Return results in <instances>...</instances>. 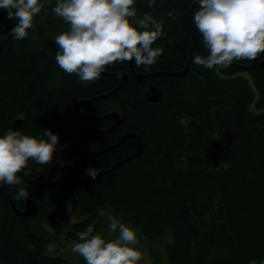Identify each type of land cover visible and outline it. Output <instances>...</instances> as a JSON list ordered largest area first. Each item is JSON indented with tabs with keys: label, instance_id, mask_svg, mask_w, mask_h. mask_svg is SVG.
<instances>
[{
	"label": "trees",
	"instance_id": "16d2710c",
	"mask_svg": "<svg viewBox=\"0 0 264 264\" xmlns=\"http://www.w3.org/2000/svg\"><path fill=\"white\" fill-rule=\"evenodd\" d=\"M56 4L47 0L24 40L11 36L18 20L4 9L0 136L20 130L43 139L49 129L68 148L87 137L76 155L59 142L54 169L52 162L29 160L27 179L20 178L38 203L34 215L21 216L11 206L17 186L0 188V264H67L60 254L64 240H79L77 233L94 220L96 228L102 212L128 222L158 264H164L161 251L152 242L164 245L170 264L264 261V52L250 70L237 65L254 60L227 68L196 65L194 56L208 55L197 29L190 68L175 74L189 61L199 0H156L151 7L136 0V19L151 13L166 34L153 44L163 49L153 65L134 62L150 76L140 80L131 61L115 62L85 86L56 63L55 37L70 27L52 11ZM169 12L179 15L171 19ZM151 86L162 99H150ZM82 99L84 116L75 107ZM111 111L121 114L120 125L104 116ZM129 133L141 138L143 153L124 161L140 150L136 137L115 146ZM89 168L99 169L96 179ZM14 202L25 209L26 201ZM48 244L55 249L49 252Z\"/></svg>",
	"mask_w": 264,
	"mask_h": 264
},
{
	"label": "clouds",
	"instance_id": "9594fccd",
	"mask_svg": "<svg viewBox=\"0 0 264 264\" xmlns=\"http://www.w3.org/2000/svg\"><path fill=\"white\" fill-rule=\"evenodd\" d=\"M41 0H0V9L8 10V18L18 23L11 30L15 40H24L33 27L34 18L45 7ZM154 6L156 0H148ZM136 0H57L52 9L57 17L69 24V29L55 37L57 65L67 74H76L85 86L100 78L115 62L133 61L137 66L153 65L162 48L153 44L165 36L163 23L151 13L137 18ZM179 13H168L176 19ZM209 54L196 55L193 63L209 69L227 68L233 61L255 60L264 52V0H199L194 16ZM143 29V30H141ZM151 29V30H149ZM36 39L35 36L32 37ZM43 139L9 130L0 136V185L17 186L15 201H26L28 189L20 178L28 175L29 160L40 165L51 164L59 145V136L49 129ZM87 174L96 179L99 169L89 168ZM71 211V206H69ZM101 215H104L102 212ZM109 232L117 233L108 240L92 226L77 233L79 242L71 251L83 257L86 264H139L141 253L137 232L112 215L107 217ZM70 222H75L73 215ZM49 252L55 249L48 244ZM251 264H257L252 260ZM260 264H264L261 261Z\"/></svg>",
	"mask_w": 264,
	"mask_h": 264
},
{
	"label": "rangeland",
	"instance_id": "374dc122",
	"mask_svg": "<svg viewBox=\"0 0 264 264\" xmlns=\"http://www.w3.org/2000/svg\"><path fill=\"white\" fill-rule=\"evenodd\" d=\"M197 12V11H196ZM195 12V13H196ZM3 15H4V9H0V26L3 24V19H2V17H3ZM193 37H194V34H193ZM193 37H192V40H191V42H194L195 41V39H194V41H193ZM196 37V36H195ZM192 50H193V48H192ZM207 52H208V49H207ZM191 57L193 58V51H192V55H191ZM189 59H190V56H189ZM192 61V60H191ZM134 62V61H133ZM259 62V61H258ZM131 63H132V61H131ZM188 63H189V61H188ZM188 63H187V65H188ZM191 64V63H190ZM258 64V63H257ZM133 65H134V63H133ZM253 65V64H252ZM252 65H250V66H252ZM187 67V66H186ZM186 67H185V69H186ZM135 69V68H134ZM184 69V70H185ZM184 70H182V71H179V72H183ZM132 71V70H131ZM136 71V70H135ZM137 72V71H136ZM122 74H125V73H121V75ZM133 74V73H132ZM134 75V74H133ZM123 76V75H122ZM127 78H128V76H127V74H126V78H124L123 77V80H124V82L127 80ZM79 101H83V105H82V109H81V115L82 116H84V114L82 113V110H83V106H84V104L87 102V100H84V99H82V100H79ZM79 101H77L76 102V105H77V103L79 102ZM76 107V106H75ZM113 113H115V114H118V115H120L121 116V114L118 112V111H111L110 113H106L104 116H110V117H113L111 114H113ZM114 118V117H113ZM115 119V118H114ZM115 121H116V123H115V126H118V125H120L121 124V122L120 123H117V120L115 119ZM86 137H87V135H85ZM85 136H83L82 138H81V140H80V142L75 146V147H73V148H68L67 146H66V143H65V148H64V146H63V144L61 143V145L63 146V149L66 151V150H73V149H75V148H77L79 145H80V143H82L80 146H79V150L82 148V145H83V142H84V140H83V142H82V139L85 137ZM61 136H59V138H60ZM85 137V138H86ZM63 140H64V142H65V139L63 138V137H61ZM78 150V151H79ZM67 152V151H66ZM68 153V152H67ZM69 154V153H68ZM52 164H53V169H54V165H55V156L53 157V160H52ZM23 173V172H22ZM22 173H21V175H22ZM108 215H112L111 213H109V212H107V213H104V215L102 216V218H103V222L102 223H99V225L96 227V228H94V226H95V224H96V222L98 221V220H94L93 222H91V224H90V226H92L93 227V230H94V234L96 233V232H99L103 237H105L106 239H108V240H111V239H113V238H115V236L116 235H118V231H117V233H110L109 232V221H108V219H107V217H108ZM114 217V216H113ZM78 218V217H77ZM86 218H88V217H86ZM117 220H119L121 223H123V224H125V225H127V226H130V227H132L128 222H126V221H124V220H122L119 216H117V217H115ZM75 220H77V219H75ZM133 228V227H132ZM134 229V228H133ZM135 230V229H134ZM137 232V231H136ZM65 241V247H63L62 249H61V252H60V254L62 255V257L67 261V264H85L84 263V259H83V257H81V256H79L78 254H76V253H73L72 251H71V248H72V246H73V244L74 243H77V242H79V240H64ZM156 249H158L159 251H161V258H162V260H163V262H164V264H170V262H169V258H168V255H167V252H166V250H165V247H164V245L163 244H161V243H157V242H152L151 243ZM136 248H137V250L141 253V255H142V259H141V261L139 262V264H158L157 262H154L153 261V259L151 258V256H150V247H149V242L148 241H146V240H144V241H141V242H139V244L137 245V246H135Z\"/></svg>",
	"mask_w": 264,
	"mask_h": 264
},
{
	"label": "water",
	"instance_id": "95a60500",
	"mask_svg": "<svg viewBox=\"0 0 264 264\" xmlns=\"http://www.w3.org/2000/svg\"><path fill=\"white\" fill-rule=\"evenodd\" d=\"M196 14V13H195ZM195 33H194V37H193V41H194V39H195V36H196V32H197V28H196V25H195V31H194ZM193 43L194 42H191V46H190V59H189V63H188V65H187V67H186V69L183 71V72H176L175 74H178V75H184L188 70H189V68H190V63H191V60H192V57H191V55H192V48H193ZM208 54H209V52H208ZM134 61V60H133ZM132 61V63H131V70H132V73L134 74V76L135 77H137L138 79H140V80H143V79H145V78H147V77H149L150 75L149 74H143V73H141V72H136L135 71V69H134V65H133V62ZM258 61H259V57H257L255 60H254V63H253V65L252 66H245V65H237V67H239V68H242V69H245V70H250V69H252V68H254L256 65H257V63H258ZM264 64V62H262L261 63V65H263ZM123 75V77L124 78H126V74H122ZM124 81V80H123ZM122 85V83L119 85V87ZM119 87H117L115 90H117ZM150 90H151V92H152V94L150 95V99L151 100H153V101H158V100H160L161 99V97H162V93L155 87V86H151L150 87ZM106 96V95H105ZM82 105H83V101H79L78 103H77V105H76V111H77V113L80 115V116H82L81 115V109H82ZM116 120H117V123H120L121 122V116L120 115H118V114H115V113H113V114H111ZM23 123V119H18L17 121H16V124H18V125H21ZM86 137V136H85ZM85 137L82 139V142H83V140L85 139ZM128 137H136L137 139H138V141H139V144H140V150H139V152H137V153H135V154H133V155H130L127 159H125L124 161H126V160H128V159H132V158H135V157H138V156H140L142 153H143V143H142V140H141V138L138 136V135H136L135 133H129V134H126L115 146H117V145H119V144H121L124 140H126ZM59 141L63 144V146H64V148H65V142H64V140L60 137L59 138ZM82 143H80V145H81ZM79 145V146H80ZM79 146L77 147V148H75V149H73V150H66L69 154H71V155H76V153L78 152V150H79ZM100 152V151H99ZM124 161H122V162H124ZM121 162V163H122ZM118 165V164H117ZM116 165V166H117ZM50 174V173H49ZM24 176V175H23ZM31 182H35V181H31ZM8 186V185H7ZM7 186H5V187H7ZM0 188H2V187H0ZM11 203H12V205H13V207H14V211L17 213V214H19V215H22V216H31V215H34L37 211H38V203L34 200V199H31V198H28L27 200H26V205H25V209L24 210H19V209H17L16 207H15V205H14V203H13V201H11Z\"/></svg>",
	"mask_w": 264,
	"mask_h": 264
},
{
	"label": "bare ground",
	"instance_id": "6f19581e",
	"mask_svg": "<svg viewBox=\"0 0 264 264\" xmlns=\"http://www.w3.org/2000/svg\"><path fill=\"white\" fill-rule=\"evenodd\" d=\"M196 25V24H195ZM197 28V27H196ZM195 33V32H194ZM197 33V32H196ZM150 75V74H149ZM163 97V96H162ZM162 97H161V99H162ZM79 101V100H78ZM77 154V153H76ZM129 160V159H128ZM25 171V170H24ZM47 176H49V174L47 175ZM46 176V177H47ZM22 177L24 178V179H26L25 178V176H23V173H22ZM39 179H35L34 181L36 182V181H38ZM5 186H7V185H1L0 187H2V188H6ZM10 186V185H9ZM9 186H7V187H9ZM1 188V189H2ZM10 201H13V203H14V205H15V202H14V200L13 199H11ZM11 206L13 207V205H12V203H11ZM15 207H16V205H15ZM17 208V207H16ZM13 209H14V207H13ZM18 209V208H17ZM22 216V215H21ZM32 216V215H31ZM27 217V216H26ZM101 218V217H100ZM49 222V221H48ZM47 222V223H48ZM101 222H103V221H101ZM49 225H50V223H49ZM50 227V226H49ZM46 233V232H45ZM67 233V232H66ZM65 236H66V234H64V238H65ZM48 238V237H47ZM64 242V241H63ZM66 244V243H65ZM65 247V246H64Z\"/></svg>",
	"mask_w": 264,
	"mask_h": 264
},
{
	"label": "flooded vegetation",
	"instance_id": "af4514ba",
	"mask_svg": "<svg viewBox=\"0 0 264 264\" xmlns=\"http://www.w3.org/2000/svg\"><path fill=\"white\" fill-rule=\"evenodd\" d=\"M25 178H26V176H25ZM27 179V178H26Z\"/></svg>",
	"mask_w": 264,
	"mask_h": 264
}]
</instances>
